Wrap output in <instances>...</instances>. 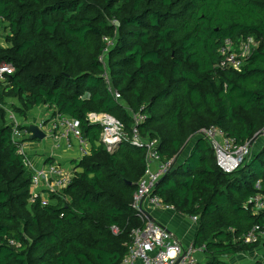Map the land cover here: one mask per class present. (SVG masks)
Instances as JSON below:
<instances>
[{
    "label": "trees",
    "instance_id": "1",
    "mask_svg": "<svg viewBox=\"0 0 264 264\" xmlns=\"http://www.w3.org/2000/svg\"><path fill=\"white\" fill-rule=\"evenodd\" d=\"M0 20L8 29L0 65L13 67L0 77V264H118L132 229L143 226L132 201L145 149L127 137L107 150L99 142L101 125L88 118L111 114L130 136L132 114L113 98L108 69L121 99L145 115L137 129L159 140L162 159H175L194 139L154 192L175 211L197 217L191 243L204 247L201 263L230 264L258 245L239 237L255 224L264 228V210L247 202L264 196V143L224 172L197 131L214 125L244 144L263 129L264 0H0ZM246 35L257 46L244 65L219 67L221 42ZM103 36L114 40L107 69L99 60ZM10 97L19 100L21 115L47 104L77 119L91 145L61 195L44 191L55 204L28 201L31 174L5 122Z\"/></svg>",
    "mask_w": 264,
    "mask_h": 264
},
{
    "label": "built area",
    "instance_id": "2",
    "mask_svg": "<svg viewBox=\"0 0 264 264\" xmlns=\"http://www.w3.org/2000/svg\"><path fill=\"white\" fill-rule=\"evenodd\" d=\"M103 41L105 46L99 55V60L106 67V55L114 40L103 36ZM256 46L257 41L251 35H246L238 42L229 37L225 38L218 47V52L222 56L218 66L239 70ZM12 72L13 67L10 64L0 65V77ZM104 78L113 98L119 101L121 94L110 85L106 70ZM125 107L130 111L133 119L130 136L127 135L123 122L115 116L108 113L88 114L91 122L101 125L99 142L107 150L113 151L127 137L132 145L145 149V170L137 183V189L133 194L132 201V207L137 210V215L144 224L141 227L132 229L131 241L127 246V252L118 264H202L204 256L203 246L194 247L191 242L183 245L168 229L147 219L141 211L144 201L149 207L154 209L172 208L163 203L162 198L154 192V188L157 181L174 164V159H162L158 148L159 140L150 138L147 135L142 136L139 133L137 125L144 120L145 115L132 112L127 105ZM8 118H10L9 124L12 128V140L19 144L18 152L23 154V165L28 170L30 163L23 150V145L26 136L29 135V130H20V124L12 115H9ZM42 124L43 121L37 123L39 127H42ZM50 130L53 135L57 131L56 135L66 140L69 145L74 143L79 158L89 153L91 145L87 138L83 136L77 119L66 114L55 113L53 120L50 122ZM198 133L207 140L213 149L216 165L224 172L233 171L250 155L249 142L236 144L232 138L227 137L223 130L217 126L210 125L200 129ZM63 168L62 165L51 162L30 172L32 189L28 199L29 203L35 202L40 197L41 204L45 205L49 203L47 196L44 195L47 193L44 192L45 190L61 189L69 183L71 177ZM256 186H258V182ZM247 202L253 205L255 212L264 210V196L261 194L250 197ZM189 218L196 224V216H189ZM117 230V227H113L114 233ZM239 240L243 243L258 242L264 246V228L255 224L240 236Z\"/></svg>",
    "mask_w": 264,
    "mask_h": 264
},
{
    "label": "crops",
    "instance_id": "3",
    "mask_svg": "<svg viewBox=\"0 0 264 264\" xmlns=\"http://www.w3.org/2000/svg\"><path fill=\"white\" fill-rule=\"evenodd\" d=\"M10 104L14 105L13 107L15 109V107L21 106L19 100L15 97L7 98L5 100L4 109L7 113V118L9 115H12L20 125L28 126L30 123L37 124L43 121V126L40 127V129L46 134L43 138L46 139V143L44 145L40 143L43 139L31 140L28 137L29 135L26 136V140L24 141V147L27 148V157L30 163L27 172L30 173L46 163H61L64 161H66L64 162L65 164H71L75 168H73L74 170H80V168L76 167L77 163L75 159L77 156L79 158V155L78 152H76L74 143L73 145H69L66 140L56 135L57 131H55L53 135V132L50 130V122L53 120L55 114L53 108H50L47 104H41L30 109L25 115H21L18 112H13L11 108H9ZM256 141L258 142L256 150H258L264 143V136ZM190 146L181 154L179 160H182L186 156ZM75 154H77V156ZM46 194L48 193L44 195ZM142 208L152 216L155 223L168 229L183 245L192 241L195 232V223L190 220L189 216L181 214L173 208H151L145 201L142 204Z\"/></svg>",
    "mask_w": 264,
    "mask_h": 264
},
{
    "label": "rangeland",
    "instance_id": "4",
    "mask_svg": "<svg viewBox=\"0 0 264 264\" xmlns=\"http://www.w3.org/2000/svg\"><path fill=\"white\" fill-rule=\"evenodd\" d=\"M7 33H8L7 23L0 20V45H2V46H7V41H6V35H7ZM106 69H107V63H106ZM106 72L108 74L109 69L106 70ZM119 101L121 103H124L126 105V103H125V101L123 99H121ZM13 106L14 105L10 104V107L9 108H11V110L13 112H17L16 109H14ZM5 122L6 123H9L10 122V118H7V113L5 115ZM197 133H198V131H197ZM262 136H264V127H263V129H261V134L255 139V141H254L255 143L253 142L254 144L252 143V145L250 146V156L256 151V147H257V143H258L256 140L259 139ZM193 140L194 139L190 138V140H188L187 142L184 143V145H183L184 147L182 146L183 148H182V150L180 152L181 154L183 152H185L190 145H192ZM40 143L42 145H44L46 143V139H43ZM26 149L27 148L24 147V145H23V150L25 151V154L27 156ZM76 152H77V150H76ZM75 155L77 156V154H75ZM78 161H79V158L77 156L76 159H75V162L77 163ZM64 162H66V161H64ZM64 162H61V163L57 162V163L60 164V165H62L64 167L63 169L71 177L72 176L71 174L73 173V170L75 168L71 164H65ZM52 193L53 194H60L61 195L63 193V188L57 189V190L52 189L51 194ZM46 196H47V199H48V202L49 203L55 204L57 202V199L56 198L50 197V193L46 194ZM254 260H260V261H263L264 262V246H262L260 243H258V245L254 249H252L250 251H246V252H243L242 251V252L238 253L236 256H233V257L229 258L228 259V262L230 264H233V263H236L237 261L246 262V261H254Z\"/></svg>",
    "mask_w": 264,
    "mask_h": 264
},
{
    "label": "water",
    "instance_id": "5",
    "mask_svg": "<svg viewBox=\"0 0 264 264\" xmlns=\"http://www.w3.org/2000/svg\"><path fill=\"white\" fill-rule=\"evenodd\" d=\"M28 130H29V139H38V140H41L45 137V132L43 130L40 129V127L37 125V124H34V123H30L28 125ZM261 134V130L256 132L253 137L251 138V140L249 141V145L251 146L252 143L255 141V139ZM184 147V146H183ZM179 150L178 154H180L182 148ZM176 161V158L174 159V163ZM162 180V177L157 181V184ZM143 212V214L147 217V219L149 220H152L153 221V218L152 216L145 210H141Z\"/></svg>",
    "mask_w": 264,
    "mask_h": 264
}]
</instances>
